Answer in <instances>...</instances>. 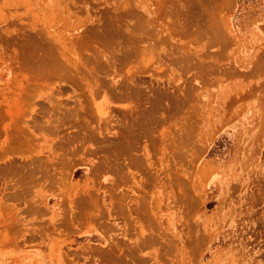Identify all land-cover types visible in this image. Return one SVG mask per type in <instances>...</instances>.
I'll return each mask as SVG.
<instances>
[{"label":"rangeland","instance_id":"rangeland-1","mask_svg":"<svg viewBox=\"0 0 264 264\" xmlns=\"http://www.w3.org/2000/svg\"><path fill=\"white\" fill-rule=\"evenodd\" d=\"M0 264H264V0H0Z\"/></svg>","mask_w":264,"mask_h":264},{"label":"bare ground","instance_id":"bare-ground-1","mask_svg":"<svg viewBox=\"0 0 264 264\" xmlns=\"http://www.w3.org/2000/svg\"><path fill=\"white\" fill-rule=\"evenodd\" d=\"M71 111H72V110H71ZM65 114H66V113H65ZM69 116H70V115H69ZM69 116L67 117L68 119H70ZM65 117H66V116H65ZM65 117H64V118H65ZM62 118H63V117H62ZM64 118H63V120H65ZM66 120H67V119H66ZM66 120H65V121H66ZM49 121H50V120H49ZM47 123H48V122H47ZM42 126H43V125H41V127H42ZM42 129H45V128L42 127ZM23 170H24V169H23ZM17 171H18V170H17ZM45 176H46V175H45ZM47 177H48V176H47ZM25 179H26V178H25ZM13 180H14V179H13ZM13 180H12V181H13ZM21 180H22V179H21ZM28 181H29V180H28ZM28 181H27V182H28ZM15 182H19V183L21 184V182H23V181L20 182V181H17V180H16ZM30 182H32V181H30ZM12 186H13V185H12ZM17 186H18V185H17ZM13 187H14V186H13ZM22 190H23V189H22ZM18 191H19V190H16V193H17ZM14 193H15V192H14ZM14 193H13V194H14ZM18 193H20V192H18ZM20 194H21V193H20ZM18 196H19V195H18ZM23 197H24V195H23ZM15 198H16V197H15ZM19 198H20V197H19ZM21 198H22V197H21Z\"/></svg>","mask_w":264,"mask_h":264}]
</instances>
